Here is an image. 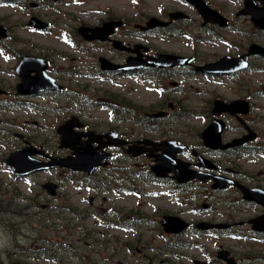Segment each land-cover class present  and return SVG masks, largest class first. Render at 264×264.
I'll return each mask as SVG.
<instances>
[{
	"label": "rangeland",
	"instance_id": "rangeland-1",
	"mask_svg": "<svg viewBox=\"0 0 264 264\" xmlns=\"http://www.w3.org/2000/svg\"><path fill=\"white\" fill-rule=\"evenodd\" d=\"M30 3H37L42 8H30ZM106 8L117 15H125L131 28L134 24H143L147 17L182 9L178 2L172 0H22L10 2V5L0 2V23L10 28V55L15 56H10L9 60L0 51V86L14 92L18 82L14 69L18 57L22 56L19 53L27 52L50 62L55 77L60 78L67 87V97H74L72 93L81 86L88 87L93 101L105 98L109 92L122 91L128 97H134L133 100L138 101L144 111L152 106L161 107L169 113L168 121L164 122L168 124L164 132L168 135L171 132L176 140L181 138L186 144L195 145L199 140L196 137L207 121L204 106L216 95L234 98L235 92L231 91L236 88L234 84L221 78L187 75L185 79H173L177 86L163 93L158 90L157 84L151 82L129 78L110 80L101 76L100 79L94 78L91 74L97 73V68H84L80 76L66 72L74 66L80 67L82 60L90 64L95 60L92 61L86 52L70 47L68 40L72 30L68 28L75 26V22L65 20L62 14L95 24ZM34 15L52 22L50 31L37 33L27 27L28 19ZM235 27L242 33L224 32L214 36L199 33L193 27L187 31L180 26V35L170 39L145 35L142 40L160 53L194 55L197 61L209 62L224 54H236L237 49L233 44L256 39L251 33L241 30H251V25L245 19H238ZM260 41L264 43V34L260 35ZM8 43L5 41V45ZM86 50L96 51L91 47ZM255 64L260 65V62L255 61ZM251 77L247 85L259 91L264 84V73L256 72ZM164 85L172 88L170 84ZM238 87L240 89V85ZM128 90H132V93ZM12 98L2 97L0 100L7 103ZM24 100L18 98L14 101ZM168 104H172V108ZM49 106L53 108L52 114L36 115L32 109L0 105L1 264H193L195 259L206 264H217L214 254L218 245L231 250L240 264H264L263 240L220 242L209 234L174 241L168 238L159 226L161 211L180 215L188 222L214 218L221 220L222 217L212 212L195 216L194 212L189 211L205 199L193 196L186 204L181 201L186 196L164 194L143 173L142 177L136 178L131 172L129 176H124L128 171L123 174L116 171V177L107 179L106 187L97 184L104 180L91 183L62 171H44L23 180L15 178L3 163L12 151L23 147L22 140L16 138L15 133L23 135L33 145L41 146L51 156L67 154L66 150L58 149L59 138L54 126L42 120L65 118L73 110L72 105L62 98ZM98 107L93 104V108L86 113L96 119L105 118V111ZM81 108L85 109V105L81 104ZM32 119L39 126L33 127L29 122ZM44 124L45 130L37 129ZM145 133L144 129L137 131V134ZM137 163L140 164L139 168L133 170L144 172L146 167L140 161ZM129 165L130 162L117 160L113 167ZM235 165L243 172L250 173L254 169H262L264 159L261 156L241 157ZM47 181L60 185L55 198L48 197L41 189V185ZM90 197L94 198L92 205L89 204ZM214 198L208 203L214 209L225 211V207ZM114 211L121 212L120 219L112 217L110 212ZM252 213L251 207H244L238 209L237 215L248 218ZM132 218L135 222H130ZM125 220L133 224L123 228L121 224ZM182 241L191 246L186 247Z\"/></svg>",
	"mask_w": 264,
	"mask_h": 264
},
{
	"label": "flooded vegetation",
	"instance_id": "flooded-vegetation-1",
	"mask_svg": "<svg viewBox=\"0 0 264 264\" xmlns=\"http://www.w3.org/2000/svg\"><path fill=\"white\" fill-rule=\"evenodd\" d=\"M172 1L178 2L182 9L160 12L161 14L154 17L166 24L147 31L136 27H129L126 16L117 15L110 8H106L102 12L101 19L95 24L84 23L70 15L61 13L65 20L75 22V26L68 28L72 32L67 30L70 37L68 42L70 47L77 49L79 52H86L92 61L95 60L93 64L86 63V61L82 60L80 67L74 66L73 69L69 68L66 72L76 73L80 76L84 68H97L99 71L91 74L94 78L100 79L101 76L110 80L129 78L141 82H151L157 84L158 90L163 93L174 90V87L177 85L173 79L176 77L185 79L187 75H198L209 79H224L236 86L235 89L231 90L235 92L234 98L216 95L210 99L208 105L204 106L205 112H207V121L201 129V132H203L214 120L212 113L214 101H219L226 105L237 102L235 105V109H237L235 110V114L231 115L223 112L217 117V119L224 122V128L220 134L219 148L213 149L207 147L200 138L201 132L196 137L199 140L195 145H188L181 138L176 140L171 132L168 135L163 130L168 126L164 122L168 121L169 113L167 114L161 107L157 108L154 106L144 111L143 107L139 105V102L133 100L134 97H128L122 91L109 92V94L105 95V98L93 101L88 87L81 86L77 92L72 93L74 97H67L66 85L60 78L55 77L48 60L47 74L53 78L56 84L62 87L61 92H57V88L51 85V90L49 91H39L24 97H16L15 93L10 92V90H6V95L3 96L13 97L11 100L12 103H10V100L7 102L9 108L13 105H18V107L23 109H32L36 115L52 114L53 108L49 105L59 102L62 98L67 99L73 109L70 111V114L61 119L42 121H48L56 130L66 121L72 120V130L77 136H81L84 133L89 134V137H82L78 140L74 146V151L83 153L85 147L95 159L103 156L109 157L106 162L107 164L104 160H100L91 175L84 172H72L66 169H60L59 171L69 176L77 175L91 183L116 177V171L122 174L128 171L124 176H129L131 172L136 178H140L144 174L147 179L160 187L164 194L186 196V198L181 199L186 204H188L190 198L193 196L200 197V200L202 198L205 199L199 206L189 211L194 212L195 216L200 217L204 213L212 212L213 214L218 213L222 217L221 220L214 218L188 222L180 215L161 211L160 218L164 215H173L182 218L190 224L177 235H167L173 241L177 238L187 236L200 237L207 234L220 242L222 240L245 241L249 239L264 241V230H256L257 228H254L251 223L254 219L264 218V165H261L262 169H254L250 173L243 172L235 165L238 161L240 162L241 157L261 156L264 159V84L261 85L259 91H255V89H251L247 85L252 79L251 75L256 72L264 73V43L260 41V35L264 34V28H255L250 22L251 16L244 14L245 0H202L206 7L199 8L193 3L196 0ZM247 1H251L253 8L255 7L257 9L262 8L264 5V0ZM8 3L10 5V0H8ZM229 7H233L234 9ZM39 8L42 7H36V9ZM177 11L183 13V18L170 19V13ZM240 18L245 19V22L251 25L250 31L245 32V30L241 29L243 33H251L256 39L252 38L245 40L244 43L233 44L237 49L236 54H224L209 62H200L197 61L194 55H185L183 57L192 59L190 64L176 67L147 66L133 71L111 68L113 65H125L129 58L144 60L147 56H157L160 52L152 48L150 44L143 42L142 37L145 35H155L163 38L166 36L167 39H170L175 35H180V26L185 27L187 31L193 27L199 33L214 36H219L224 32L238 34L242 32L235 27V23ZM111 22L119 23V25L113 28L110 26L104 28L105 24ZM51 23L47 22L48 27L45 31H49L52 28ZM95 30L99 33L98 37H94ZM6 39L9 43L6 45L0 43V47L7 52L8 59L10 60V28H8ZM221 41L224 40L221 39ZM114 42H120L122 46L115 48ZM88 47L96 51L86 50ZM224 57L230 58L227 62H232L233 67L218 70L216 74L210 73L209 69H198L205 67L207 64L216 63ZM102 58L108 61L109 68H106L107 70L105 71L102 70L99 62ZM255 61H259L260 65L255 64ZM29 76H35V72H30ZM79 76L75 77L80 78ZM164 83L170 84L172 88H167ZM239 85L240 89L238 87ZM128 91L132 93V90ZM18 98L26 100L13 102V100ZM39 100H42L43 103H40ZM1 104H6V102L0 100ZM81 104L85 105V109L81 108ZM93 104L98 105V108L105 111V118L96 119L86 113V111L89 113L93 108ZM168 107L172 108V104H168ZM228 121H231V123ZM29 122L33 127L39 126V123L33 119L29 120ZM45 126L44 124L43 126L37 127V129L45 130ZM138 129H144L146 133L143 135L137 134ZM108 134H110L109 137H101ZM88 138L93 139L90 145L86 143ZM144 139L155 143V145H141L137 143ZM120 141L122 142L121 144ZM171 141L177 144L176 151L178 154L175 157L180 162V167L183 168L184 172L188 171L190 173L192 172L191 174L197 175L189 181L180 182L176 179L174 168L167 164L165 160L167 159L166 155L169 153L170 148L176 147L170 143ZM136 147L140 149L141 154L134 157L133 150ZM72 153L73 150L72 152L67 151V154L59 157H67ZM73 155L74 157L76 156V154ZM117 160L130 162L131 165L128 167H113ZM139 161L146 167L144 172L133 170V168H139L140 164L137 163ZM155 167L161 170L162 177H157L156 173L151 171V168ZM157 169L156 171H158ZM69 176L67 177L69 178ZM97 184L99 185L101 183ZM98 187L100 188V186ZM213 198L225 207V211L214 209L213 205L208 203ZM89 202L92 205L94 198L93 201L92 198L91 200L89 199ZM244 207H251L253 213L248 215V218H239L237 215L238 209ZM110 213L112 217L119 219L120 215L122 216L120 211ZM201 222H204L210 230H197L196 224ZM263 228L264 223H262ZM182 242L186 244V247L191 246V244L185 241ZM199 248L204 250L201 246ZM225 253L228 255L227 259H232L237 264H240V260L235 258V254L223 245H218L214 254L217 264H224L218 256L225 255ZM231 262L233 263V261ZM192 263L206 264L196 259ZM228 263L230 261H226V264Z\"/></svg>",
	"mask_w": 264,
	"mask_h": 264
},
{
	"label": "water",
	"instance_id": "water-1",
	"mask_svg": "<svg viewBox=\"0 0 264 264\" xmlns=\"http://www.w3.org/2000/svg\"><path fill=\"white\" fill-rule=\"evenodd\" d=\"M195 2V1H194ZM197 6H201L202 3L198 0L195 3ZM245 10L244 14H249L251 16V21L257 28H264V5L261 9L253 8V3L251 1L245 0ZM205 6V5H203ZM179 15L181 16V13H174L170 15V18H179ZM178 16V17H176ZM158 24V25H157ZM162 25L159 20L155 18H151L147 22V28H142L143 30L153 28L155 25L159 26ZM29 26L33 27L34 29L37 30H44L46 28V24L41 22L35 17H32L28 23ZM116 24H114L115 26ZM109 27V25H105L104 28ZM85 31V30H83ZM96 33V30H95ZM98 33V32H97ZM95 34L94 37H98V34ZM6 35V29H4L0 25V38H4ZM121 44L118 42L114 43V46L118 48ZM118 46V47H117ZM101 67L102 69L108 68V61L105 59H100ZM190 63V59L182 58L179 56L175 55H159L157 58H152V57H147L146 60H141L139 58H130L127 60V64L124 66H111V68H115L117 70H135L138 68H144L147 66H152V67H175V66H183V65H188ZM157 64V65H156ZM222 64V65H220ZM224 64V65H223ZM226 65V66H225ZM232 64H227V60H221L218 63L215 64H209L205 68H210L214 70H218V68H224L231 66ZM45 61L36 58V57H22L20 60L17 68H16V73L20 79V82L16 86V95H30L37 93L39 91L43 90H50V86L53 85V80L49 78L45 74ZM202 69V68H200ZM30 72H35L36 75L34 77H30L29 73ZM2 91H0V94ZM237 102H232L230 104H224L219 101H215L213 103V115L214 116H219L221 113L226 112L231 115L235 114V105ZM238 108V107H237ZM242 110V109H241ZM243 112V110H242ZM223 122L220 120L214 119L212 123L202 132L200 135L201 139L205 143V145L209 148H219L220 147V134L221 131L223 130ZM58 134L60 135V146L61 148H71L75 146V143H77L79 137L74 136L73 132L71 130V122H67L63 127H61L58 130ZM81 136L83 137H88V134H82ZM110 135H106V137H109ZM76 138V139H75ZM93 139L90 138L87 142V145H90L92 143ZM73 143V144H71ZM122 142H120L121 144ZM139 144H148V145H155V143L149 141V140H140L138 141ZM214 144V145H213ZM85 148V147H84ZM177 147L170 148L169 153L166 155V162L167 164L171 165L175 172H176V179H178L180 182H186L197 176L196 174H191L188 171L183 170V168L180 167V162L176 160L175 156L177 153ZM135 154H138L140 151L133 150ZM86 152V153H85ZM37 151L33 148H25L22 150H17L16 152L10 154V158L6 159L7 164H10V166L13 167L14 171H17L18 176H25L33 172L41 171L44 169H50L54 167H65V168H70L71 170L75 171H86L88 174L92 172V170L96 166V161L92 160L90 157V153L87 149H84L83 153H78L76 158H66V159H59V158H50L49 163H40L38 161H35L31 158L33 154H36ZM42 154V152H39ZM141 153V152H140ZM86 155V156H85ZM89 155V156H88ZM168 160V161H167ZM179 164V165H178ZM46 165V166H45ZM73 166V167H72ZM171 167V168H172ZM156 168V167H155ZM155 168H152V171L156 173V175L161 176V170L156 168L158 171H156ZM160 170V171H159ZM172 170V169H171ZM192 175V176H191ZM181 178V179H180ZM200 178V177H199ZM45 187L48 188V191L51 194H54V186L51 184H47ZM256 196V195H255ZM250 197V196H249ZM260 197V196H259ZM254 198V197H253ZM256 199V198H255ZM264 219V218H263ZM262 218H257L251 221L253 224L254 228H257L256 230H264L262 229V223L264 221ZM261 222V223H260ZM162 226L164 227L166 232H171V233H180L184 229L188 227L187 223H184L180 219L176 217H164L162 219ZM207 225L205 224H200L198 225V228H205L207 229ZM227 257L226 253L225 255H220V259H225ZM230 264L232 262L230 261Z\"/></svg>",
	"mask_w": 264,
	"mask_h": 264
},
{
	"label": "bare ground",
	"instance_id": "bare-ground-1",
	"mask_svg": "<svg viewBox=\"0 0 264 264\" xmlns=\"http://www.w3.org/2000/svg\"><path fill=\"white\" fill-rule=\"evenodd\" d=\"M214 102H215V101H214ZM214 102H213V103H214ZM170 143H171V144H174L175 142L171 141ZM159 226H160V227H163V226H162V223H161Z\"/></svg>",
	"mask_w": 264,
	"mask_h": 264
}]
</instances>
